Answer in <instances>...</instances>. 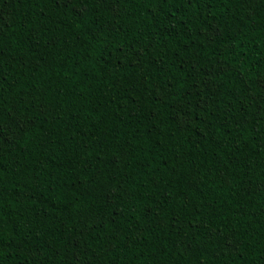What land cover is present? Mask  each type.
Here are the masks:
<instances>
[{
  "label": "trees",
  "instance_id": "1",
  "mask_svg": "<svg viewBox=\"0 0 264 264\" xmlns=\"http://www.w3.org/2000/svg\"><path fill=\"white\" fill-rule=\"evenodd\" d=\"M0 264H264V0H0Z\"/></svg>",
  "mask_w": 264,
  "mask_h": 264
}]
</instances>
